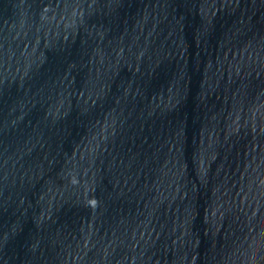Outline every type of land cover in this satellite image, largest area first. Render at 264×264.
I'll return each instance as SVG.
<instances>
[{
	"label": "water",
	"instance_id": "95a60500",
	"mask_svg": "<svg viewBox=\"0 0 264 264\" xmlns=\"http://www.w3.org/2000/svg\"><path fill=\"white\" fill-rule=\"evenodd\" d=\"M0 264H264V0H0Z\"/></svg>",
	"mask_w": 264,
	"mask_h": 264
}]
</instances>
